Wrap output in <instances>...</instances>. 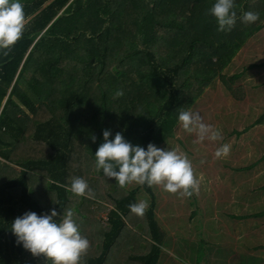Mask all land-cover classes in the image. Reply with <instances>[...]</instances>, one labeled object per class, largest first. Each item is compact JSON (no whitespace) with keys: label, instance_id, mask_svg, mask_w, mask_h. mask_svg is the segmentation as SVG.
<instances>
[{"label":"trees","instance_id":"1","mask_svg":"<svg viewBox=\"0 0 264 264\" xmlns=\"http://www.w3.org/2000/svg\"><path fill=\"white\" fill-rule=\"evenodd\" d=\"M20 2L26 17L22 38L8 56L0 55V264H51L16 242L11 223L25 212L42 215L53 208L57 223L74 211L89 240L80 264H157L168 241L155 217V186L121 188L96 170L103 131H110V140L120 132L145 150L149 143L167 150L180 127L179 112L264 26V0H234L237 20L225 32L217 31L208 14L215 0ZM248 11L259 13V19L243 23ZM118 90L123 95L116 96ZM257 124H264V113L243 131ZM177 140L190 157L186 142L193 145L191 139ZM74 177L88 183L94 198L67 190ZM257 189L264 191V185ZM140 198L149 207L138 220L129 205ZM189 198L200 215L195 193ZM100 210H106L105 225L96 218ZM261 215L264 210L232 214L238 219ZM197 220L200 239L193 252L199 255L202 241L208 251L214 244L205 238L201 217ZM141 224L148 236L143 246L132 230ZM120 248L126 253L119 254ZM241 256L239 264H264Z\"/></svg>","mask_w":264,"mask_h":264},{"label":"rangeland","instance_id":"2","mask_svg":"<svg viewBox=\"0 0 264 264\" xmlns=\"http://www.w3.org/2000/svg\"><path fill=\"white\" fill-rule=\"evenodd\" d=\"M220 72L202 89L187 111L198 112L202 122L220 130L223 138L194 143L196 134L178 127L175 138L168 143L167 150L185 154L177 138L188 136L193 142L190 145L185 141L191 153L188 158L194 175L197 179L203 177L199 191L195 193L201 214L196 212L195 204L189 203L191 198L155 186V217L163 226L168 241L165 246L162 244L157 264H195L196 260L199 264H239L241 255L259 258V263H264V248L261 247L264 244V215L244 219L232 216L264 210V191L257 189L264 185V124L243 131L264 113V26L236 51L229 65ZM233 74L238 77L231 81ZM224 144L231 146L229 155L215 158V151ZM253 188L255 191L250 192ZM140 201L144 200L140 198L138 203ZM105 211L100 210L96 217L102 225L107 222ZM199 217L205 238L214 246L208 251L206 241H202L203 251L197 255L193 250L200 239L196 230ZM209 220L210 226L206 225L210 224ZM129 226H132L131 221ZM141 227L144 226L136 225L132 230L143 246L148 236L143 235ZM217 247H222L223 252H218ZM120 251L119 254L126 253V249L120 248ZM124 257L123 260L127 259Z\"/></svg>","mask_w":264,"mask_h":264},{"label":"clouds","instance_id":"3","mask_svg":"<svg viewBox=\"0 0 264 264\" xmlns=\"http://www.w3.org/2000/svg\"><path fill=\"white\" fill-rule=\"evenodd\" d=\"M236 4L234 0H215L208 9V14L215 18L217 31H230L236 23ZM259 19V13L245 12L241 21L251 24ZM26 27L24 6L20 0H0V55L8 56L12 47L22 38ZM116 96L123 95L121 90ZM178 123L187 133H195L194 143L221 140L220 130L213 129L202 122L198 112L182 110L178 114ZM110 131H103L104 142L95 152V168L103 170L104 176L114 178L118 186L123 188L129 184L149 187L162 186L163 190L179 193L191 197L199 191L201 176L197 179L191 161L186 154L177 150H165L149 143L147 149L132 145L125 140L120 132L113 139H109ZM95 141V136L91 137ZM230 145L219 147L214 157L217 159L227 157ZM80 197L94 198V193L88 183L80 177H74L67 189ZM149 207L147 201L129 205L131 212L143 216ZM53 208L50 213L37 215L35 212H25L16 217L11 223V232L16 242L35 256H43L51 264H80L82 256L87 253L89 240L82 236L75 213L66 211L59 223L53 220L57 216Z\"/></svg>","mask_w":264,"mask_h":264},{"label":"crops","instance_id":"4","mask_svg":"<svg viewBox=\"0 0 264 264\" xmlns=\"http://www.w3.org/2000/svg\"><path fill=\"white\" fill-rule=\"evenodd\" d=\"M105 213H106V211H105ZM106 215H107V213H106Z\"/></svg>","mask_w":264,"mask_h":264},{"label":"water","instance_id":"5","mask_svg":"<svg viewBox=\"0 0 264 264\" xmlns=\"http://www.w3.org/2000/svg\"><path fill=\"white\" fill-rule=\"evenodd\" d=\"M56 218H57V216H56Z\"/></svg>","mask_w":264,"mask_h":264}]
</instances>
